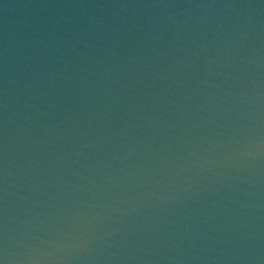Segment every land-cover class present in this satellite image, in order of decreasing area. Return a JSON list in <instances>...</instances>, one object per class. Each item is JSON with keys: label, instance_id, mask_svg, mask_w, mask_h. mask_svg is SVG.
Segmentation results:
<instances>
[{"label": "water", "instance_id": "95a60500", "mask_svg": "<svg viewBox=\"0 0 264 264\" xmlns=\"http://www.w3.org/2000/svg\"><path fill=\"white\" fill-rule=\"evenodd\" d=\"M0 264H264V0H0Z\"/></svg>", "mask_w": 264, "mask_h": 264}]
</instances>
